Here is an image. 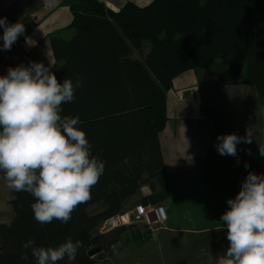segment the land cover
Here are the masks:
<instances>
[{"label":"trees","instance_id":"obj_1","mask_svg":"<svg viewBox=\"0 0 264 264\" xmlns=\"http://www.w3.org/2000/svg\"><path fill=\"white\" fill-rule=\"evenodd\" d=\"M68 7L74 35L50 39L53 57L61 63L52 72L61 83L79 77L82 84L73 102L62 104L61 115L79 117L78 127L92 155L105 161V170L68 223L41 225L31 208L35 198L16 192L9 202L11 221L0 223V264H35L31 249L22 247L29 239L37 247L55 248L68 238L82 242L75 264H93L104 252L99 227L124 215L126 202L141 188L150 191L139 200L142 205L168 197L158 134L167 121L165 93L176 77L203 69L224 85L254 86L264 103V0H152L145 7L127 2L117 12L100 0H68ZM228 57L225 69H214L216 61ZM96 204L103 208L90 214ZM118 228L111 230V244L127 231L135 242L144 237L132 225ZM96 247L101 251L89 257ZM57 264H68L67 258Z\"/></svg>","mask_w":264,"mask_h":264},{"label":"crops","instance_id":"obj_2","mask_svg":"<svg viewBox=\"0 0 264 264\" xmlns=\"http://www.w3.org/2000/svg\"><path fill=\"white\" fill-rule=\"evenodd\" d=\"M100 1L114 12L127 2L138 7L152 2ZM4 17L9 23H22L25 32L10 51L2 50L0 39V76L6 75L9 67L29 61L43 63L51 71L60 68L50 39L68 40L74 35L68 27L72 18L68 0H0V18ZM145 47L148 51V45ZM165 96L167 121L158 134V145L169 174V194L160 203L166 221L127 245H120L123 233L93 264H209L210 256L223 254L229 246L227 230H222L220 222L228 209L227 200L235 198L249 172L264 174V156L259 154V147H264V103L254 86L224 85L209 71L198 68L176 77ZM247 128L252 143L238 144L236 157L217 152L218 135L243 137ZM15 193L0 179V223L11 221L9 202Z\"/></svg>","mask_w":264,"mask_h":264},{"label":"clouds","instance_id":"obj_3","mask_svg":"<svg viewBox=\"0 0 264 264\" xmlns=\"http://www.w3.org/2000/svg\"><path fill=\"white\" fill-rule=\"evenodd\" d=\"M0 29L2 50L7 51L25 32L22 23H9L7 17L0 18ZM81 84L79 77L75 82L65 77L61 83L50 67L35 61L9 67L0 76V179L9 190L35 198L31 208L41 225L68 223L72 212L91 198L105 170V161L92 155V145L78 127L79 117L61 115L62 104L73 102ZM251 135L249 128L243 137L218 135L215 148L221 156L236 157L237 145L252 143ZM259 154L264 156V147ZM227 205L220 222L229 246L223 254L210 256L209 264H264V174L249 172ZM22 247L31 249L35 264H57L65 258L75 264L82 242L68 238L45 248L29 239Z\"/></svg>","mask_w":264,"mask_h":264},{"label":"rangeland","instance_id":"obj_4","mask_svg":"<svg viewBox=\"0 0 264 264\" xmlns=\"http://www.w3.org/2000/svg\"><path fill=\"white\" fill-rule=\"evenodd\" d=\"M70 30H72V29H70ZM66 31H68V30H66ZM66 33L67 32H64V35ZM143 52L144 53H147L146 47H145V50ZM137 58L140 59L141 57H137ZM230 61H231V58L230 57H228V58H226L224 60H218L214 64V69H216V70L225 69V66H227ZM149 193H150L149 189L147 187H143L140 190L139 194L135 198H133V199H131V200H129V201L126 202V204H125L126 206L124 207V211L126 213H128L129 217H132L133 216L134 209H135V207L137 205L140 204V201L139 200L141 199V197H146L147 195H149ZM102 208H103L102 205L96 204V205L91 206L89 208L88 212L90 214H94V213L100 211ZM130 225H128V226H130ZM124 227H126V226H124ZM116 228L119 229L118 227H115L112 230H114V229L117 230ZM136 229L141 230V232L143 233L144 237H145V235H147V233H149L148 232L149 230L148 229H145V227H144L143 224H141V223H135L134 222V223H132V230H136ZM97 233L101 237H104V239L102 240V246L104 248V252L102 253V256H105L107 254V252L109 251V249H110L109 248L110 245H112L111 244V241L113 240V238L115 236L114 235V232L111 231V228L106 223H104V224H102L99 227ZM129 240H133V237L131 238V232L130 231L124 232V234L121 236V239H120V241H121L120 245H125V244L127 245L128 243H130ZM105 249L108 250V251H105Z\"/></svg>","mask_w":264,"mask_h":264},{"label":"built area","instance_id":"obj_5","mask_svg":"<svg viewBox=\"0 0 264 264\" xmlns=\"http://www.w3.org/2000/svg\"><path fill=\"white\" fill-rule=\"evenodd\" d=\"M166 221V213L163 206L156 204L137 205L134 209L132 217H129L128 213L124 215L116 216L106 222L111 228L128 226L132 223H141L144 226L152 229L157 226H162Z\"/></svg>","mask_w":264,"mask_h":264},{"label":"water","instance_id":"obj_6","mask_svg":"<svg viewBox=\"0 0 264 264\" xmlns=\"http://www.w3.org/2000/svg\"><path fill=\"white\" fill-rule=\"evenodd\" d=\"M101 251V248L100 247H96L94 249H91L88 251L87 255L89 257H94L96 254H98L99 252Z\"/></svg>","mask_w":264,"mask_h":264},{"label":"bare ground","instance_id":"obj_7","mask_svg":"<svg viewBox=\"0 0 264 264\" xmlns=\"http://www.w3.org/2000/svg\"><path fill=\"white\" fill-rule=\"evenodd\" d=\"M159 205H161V204H159ZM161 206H162V205H161ZM111 219H112V218H111ZM109 220H110V219H109ZM107 221H108V220H107ZM107 221H106V222H107ZM106 222H105V223H106ZM144 227H146V226H144ZM157 227H158V226H157ZM146 228H147L148 230H151V229L148 228V227H146ZM155 228H156V227H155ZM152 229H154V228H152Z\"/></svg>","mask_w":264,"mask_h":264}]
</instances>
